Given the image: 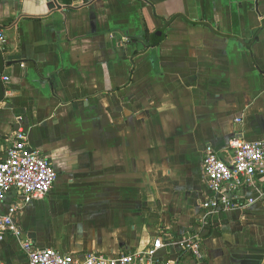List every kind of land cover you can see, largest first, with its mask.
<instances>
[{
	"label": "crops",
	"instance_id": "crops-1",
	"mask_svg": "<svg viewBox=\"0 0 264 264\" xmlns=\"http://www.w3.org/2000/svg\"><path fill=\"white\" fill-rule=\"evenodd\" d=\"M0 29V162L22 126L58 171L43 200L6 195L25 239L116 256L162 238L176 264H264L261 176L198 254L178 244L213 197L207 147L229 160L235 135L264 140V0H0ZM0 263H27L17 239L0 240Z\"/></svg>",
	"mask_w": 264,
	"mask_h": 264
},
{
	"label": "built area",
	"instance_id": "built-area-1",
	"mask_svg": "<svg viewBox=\"0 0 264 264\" xmlns=\"http://www.w3.org/2000/svg\"><path fill=\"white\" fill-rule=\"evenodd\" d=\"M5 32L0 29V48L6 43ZM4 84L10 78L3 75ZM231 157L224 160L208 146L203 168L213 197L200 205L199 228L178 242L184 253L198 254L203 243V231L207 230L214 215L228 211H244L254 204V199L243 200L238 193L253 187L258 176L264 177V140L246 142L235 135L229 141ZM51 159L38 150L31 149L27 132L19 126L11 142L6 158L0 162V240L11 236L18 240L27 257L26 264H176L164 260L159 253L166 247L164 239L158 238L146 249L116 256L102 253H63L55 249H40L25 239L15 216L18 207L3 212L6 195L17 190L27 201L43 200L50 194L58 180ZM169 240V244H171ZM1 264V263H0Z\"/></svg>",
	"mask_w": 264,
	"mask_h": 264
},
{
	"label": "water",
	"instance_id": "water-1",
	"mask_svg": "<svg viewBox=\"0 0 264 264\" xmlns=\"http://www.w3.org/2000/svg\"><path fill=\"white\" fill-rule=\"evenodd\" d=\"M164 39V30H159L156 33L153 34L152 36V46L156 47L158 46ZM12 63L6 62L3 53L0 49V103L4 102L3 100L5 99L6 95V88L5 84L2 81V77L5 73V70L7 67H11Z\"/></svg>",
	"mask_w": 264,
	"mask_h": 264
}]
</instances>
